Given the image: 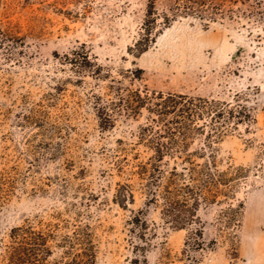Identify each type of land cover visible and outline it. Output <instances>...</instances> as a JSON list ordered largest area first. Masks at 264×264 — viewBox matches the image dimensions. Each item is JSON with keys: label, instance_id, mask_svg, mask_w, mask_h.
<instances>
[{"label": "rangeland", "instance_id": "obj_1", "mask_svg": "<svg viewBox=\"0 0 264 264\" xmlns=\"http://www.w3.org/2000/svg\"><path fill=\"white\" fill-rule=\"evenodd\" d=\"M147 10L154 38L137 53ZM0 34L17 40L13 55L0 48V264L17 240L25 264H129L139 210L147 264H264V0H0ZM117 86L254 102L212 151L194 137V162L234 180L189 198L185 227L163 217L168 173L151 203L133 171L135 153L151 154L138 143L146 110L107 120ZM118 182L133 193L125 208Z\"/></svg>", "mask_w": 264, "mask_h": 264}, {"label": "trees", "instance_id": "obj_2", "mask_svg": "<svg viewBox=\"0 0 264 264\" xmlns=\"http://www.w3.org/2000/svg\"><path fill=\"white\" fill-rule=\"evenodd\" d=\"M151 11L147 10L141 38L136 40L134 47L137 53L147 49L154 38V20L149 19ZM17 40H7L0 34V48L8 50L13 55ZM115 98L107 101V120L112 114L124 113L136 115L140 110H146L145 122L138 129V143L151 150L145 159H139L138 153L133 155V171L139 177L146 179L149 198L154 203L157 200V188L162 183L165 173H168L165 195L162 200V212L165 222L173 228H182L191 223L197 208L185 207L189 198L199 202L213 195L212 187H221L220 193L226 191L234 180V176L226 170H218L213 160L198 164L191 158L190 151L196 135L203 136L201 149L212 151V144L228 131L237 129L241 123L252 121L254 102L246 91L235 92L230 100L203 96H193L186 93L150 90L148 88L131 90L122 86L115 87ZM109 121V120H108ZM172 161V164H170ZM262 167L259 164V168ZM235 174H240L236 171ZM264 178V176H263ZM178 181L181 185L172 193L170 184ZM114 201L125 208L133 202V193L128 183H117ZM175 203L177 206H173ZM180 205L178 206V204ZM142 210L133 212L129 219V231L133 235L132 252L129 264H147L145 240L146 221ZM15 247V253L8 257V264H25L29 260V247L26 240H20Z\"/></svg>", "mask_w": 264, "mask_h": 264}]
</instances>
